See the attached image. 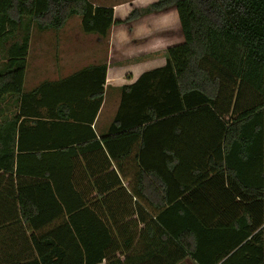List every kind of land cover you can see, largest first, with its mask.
<instances>
[{"label": "trees", "instance_id": "obj_1", "mask_svg": "<svg viewBox=\"0 0 264 264\" xmlns=\"http://www.w3.org/2000/svg\"><path fill=\"white\" fill-rule=\"evenodd\" d=\"M153 8L177 10L184 40L168 47L165 65L123 86L115 120L99 142L117 161L136 150L138 190L155 183L160 193L156 201L149 197L159 210L158 230L147 228L154 243L139 263L178 264L191 257L197 264H264V0H158ZM74 15L86 34L102 39L123 22L115 20L113 7L91 0H0V173L44 176L57 166L43 159L52 152L35 164L37 153L22 146L25 107L58 101L55 115L71 120L81 116L64 109L85 106L93 121L103 103L107 64L24 92L33 29H61ZM63 88L80 95L48 98ZM13 103H21V111L10 117ZM188 138L194 147L177 144ZM64 168L63 183L56 169L52 175L53 199L66 216L64 237L55 229L33 235L34 256L8 264H135L113 256L120 241L75 192L73 166ZM25 191L17 196L24 219L34 213L33 203L37 215H45ZM84 220L90 225H77Z\"/></svg>", "mask_w": 264, "mask_h": 264}, {"label": "crops", "instance_id": "obj_2", "mask_svg": "<svg viewBox=\"0 0 264 264\" xmlns=\"http://www.w3.org/2000/svg\"><path fill=\"white\" fill-rule=\"evenodd\" d=\"M91 1L95 5L113 7L115 20L123 21L113 25L105 39L97 34H86L82 29L72 31L65 27L47 30L34 28L32 31L24 81L25 93H29L44 82L60 81L91 65L107 64L105 95L93 121L90 120L93 110L84 105L77 109L78 111L75 110L76 108L64 109L67 114L81 116L71 120L55 115L58 114V101L56 106L54 102L45 100L41 102V105L35 103L32 108L25 107L27 115L21 118L25 120L22 146L25 149H34L33 154L37 153V155L34 154L36 157L31 159V162L35 164L42 162V153L52 152V157L44 156L43 159L47 164L57 166H52L51 171L44 176L30 173L20 175L15 172L0 173V264L32 258L35 254L33 235L41 238L44 233L55 229L60 239L64 237V234L60 232L63 229L61 227H65L66 216L53 199V196H58V194L52 181L55 169L58 183H63L64 178H67L64 165L73 166L71 181L75 192L79 194L87 207L103 219L106 226L112 230V234L120 241L122 248L113 255L114 257L120 258L121 261L129 257L132 263L140 264L139 259L143 257L141 255L146 249L150 250L148 245L154 243L151 242L152 236L147 228L150 227L151 233L155 232V234L158 230L154 220L159 210L149 198L151 196L155 201L160 198V193L155 189V183L151 186L148 179L146 186L151 187L138 190V184L141 185L139 180L141 170L136 158V150L131 156L117 161L111 158L104 146L101 147L99 144L102 143V137L109 134L110 126L115 120L121 103L123 86L135 82L142 73L153 69L154 65H157L155 67L165 65L169 46L163 49L162 45H159V38L163 33L159 37L157 34L155 37L151 35L145 37V35L139 36L136 28L127 30L123 27L125 26L124 21L129 17V5L132 2L124 9L118 7L115 9L119 3L109 5L111 1ZM136 18L139 21L143 19L141 14ZM149 38L150 50L145 48V42ZM48 46L59 48L60 51L57 52L63 53L64 58L58 61L60 57L58 55L57 58L56 52L53 56L55 65H46L41 61L36 68L30 71L29 58L32 50L35 48L36 55H45ZM123 46H133L132 48L136 51L128 54L116 52V49ZM106 51L109 56L104 55ZM47 55L51 56V54ZM160 55L161 59L158 58ZM71 93L73 95H68ZM76 93L78 95H74ZM79 93L78 90L63 88L50 92L48 98L54 99L52 97L54 95L57 99L59 96L77 97ZM20 107L21 103H13L9 116L13 117L14 114H18L21 111ZM221 110L226 113V108L223 106ZM232 113L233 105L226 114V118H230ZM178 142L185 147L195 146L190 138L179 140L177 144ZM128 143V141L121 142V147H128ZM59 170H61L60 173ZM21 190H26V195L42 203L39 208L44 210L45 215H37L33 203L34 213L28 216V221L24 219L17 199ZM49 197H51V203L45 202ZM79 200L77 197V202ZM91 221L92 219L89 218L88 222L91 223ZM80 222L81 226L89 224H86L84 220L83 223L78 221L77 225H80ZM171 246L173 245H169L170 250ZM150 257L155 259L153 253ZM187 260L193 259L187 257L178 264H183Z\"/></svg>", "mask_w": 264, "mask_h": 264}, {"label": "rangeland", "instance_id": "obj_3", "mask_svg": "<svg viewBox=\"0 0 264 264\" xmlns=\"http://www.w3.org/2000/svg\"><path fill=\"white\" fill-rule=\"evenodd\" d=\"M96 1L101 2L100 0H96ZM110 1L111 3L109 5H114L116 3H119L118 5L115 6V9L116 7H118L119 9H124L129 5L130 2H132V4L129 5L130 10L128 16H130V14L133 13L134 11H138L143 17L141 21H139L137 18L128 22L124 21L125 26L123 27L126 28L127 30L130 28H136L137 32H139V36L145 35V37L146 35H151L155 37L156 34L159 37V35L163 33V35H161L162 37L159 38L160 39L159 45L161 44L163 49H165L167 46H171L183 42L184 37L182 34L179 15L175 8L168 11H164V13L163 12L157 13L153 8V4L158 0H104V2H110ZM117 26L119 27V25ZM167 26H168V30H167ZM64 27L72 31L74 30L81 31L82 29L81 16L79 15L72 16ZM125 38L127 39V37ZM145 45H146L145 48L147 47V49L150 50V38L146 40ZM132 47L133 46H126V47L123 46L119 49H116V52L120 51L121 54H128L129 52L136 51ZM57 51H60V49L57 48L56 46H48L47 50H45V55L42 54L39 56L36 55L37 52L34 48L29 58V66H30L29 68H31L30 71L36 68L41 61H43L44 64L46 65H55L53 56L56 54ZM47 54H51V56H48ZM101 54L103 55V53ZM58 55L60 57L58 61L61 60V58L62 59L64 58L63 53L57 52V58ZM104 55L109 56L108 51H106ZM158 58L161 59L162 58L161 55ZM89 62L91 61L89 60ZM155 66L157 65L150 67L154 68ZM183 264H195V262L193 260H187Z\"/></svg>", "mask_w": 264, "mask_h": 264}]
</instances>
